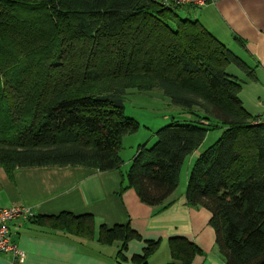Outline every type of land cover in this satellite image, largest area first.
<instances>
[{
	"label": "trees",
	"instance_id": "obj_1",
	"mask_svg": "<svg viewBox=\"0 0 264 264\" xmlns=\"http://www.w3.org/2000/svg\"><path fill=\"white\" fill-rule=\"evenodd\" d=\"M179 7L169 0H0V166L8 173L119 169L122 138L139 129L124 113L126 91L159 89L187 115L157 129L151 146L137 147L126 186L141 202L163 205L184 162L208 131L222 128L189 170L186 201L210 211L225 264H264V125L243 108L228 70L251 69L198 21L179 17ZM67 218L79 234L92 233L90 215L53 219ZM131 233L101 229L111 240ZM169 242L173 257L181 253L188 264L196 247L183 237Z\"/></svg>",
	"mask_w": 264,
	"mask_h": 264
},
{
	"label": "crops",
	"instance_id": "obj_2",
	"mask_svg": "<svg viewBox=\"0 0 264 264\" xmlns=\"http://www.w3.org/2000/svg\"><path fill=\"white\" fill-rule=\"evenodd\" d=\"M177 13L198 21L250 67L249 74L236 66L228 70L240 83L238 97L248 115L263 114L264 0H216L199 8L179 7ZM204 143L188 158L184 183ZM124 162L110 171L48 165L16 167L8 173L0 166V208L23 205L34 212L32 219L9 224L11 239L25 252L21 264H182L180 252L177 258L172 255V237H183L196 247L188 264H225L210 211L187 204L180 177L163 205L152 207L126 186L130 162ZM62 213L90 215L92 233L79 234L70 218L53 219ZM116 226L132 231L128 239L101 237L102 227ZM0 264H12L11 255L0 252Z\"/></svg>",
	"mask_w": 264,
	"mask_h": 264
},
{
	"label": "rangeland",
	"instance_id": "obj_3",
	"mask_svg": "<svg viewBox=\"0 0 264 264\" xmlns=\"http://www.w3.org/2000/svg\"><path fill=\"white\" fill-rule=\"evenodd\" d=\"M124 113L139 123V129L136 132L127 134L122 138L120 156L125 162H130L129 160L139 145L145 144L149 147L154 143V133L157 129L169 124L172 120H185L187 115L185 110L172 104L159 89L150 91L127 90L124 97ZM222 130V128H216L208 131L203 148L214 142L222 134ZM187 161L188 159L181 171V186L186 185L188 179L187 175L184 183V169L187 167Z\"/></svg>",
	"mask_w": 264,
	"mask_h": 264
},
{
	"label": "built area",
	"instance_id": "obj_4",
	"mask_svg": "<svg viewBox=\"0 0 264 264\" xmlns=\"http://www.w3.org/2000/svg\"><path fill=\"white\" fill-rule=\"evenodd\" d=\"M216 0H169L177 6L203 7L214 3ZM256 124L264 125V113L252 120ZM34 217L30 207L15 205L0 208V252L11 255L12 264H21L25 259V252L11 239L9 224L18 219H29Z\"/></svg>",
	"mask_w": 264,
	"mask_h": 264
}]
</instances>
